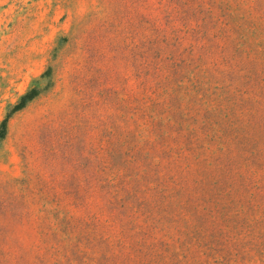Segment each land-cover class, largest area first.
Wrapping results in <instances>:
<instances>
[{
    "label": "rangeland",
    "instance_id": "rangeland-1",
    "mask_svg": "<svg viewBox=\"0 0 264 264\" xmlns=\"http://www.w3.org/2000/svg\"><path fill=\"white\" fill-rule=\"evenodd\" d=\"M32 87L0 264H264V0H0V122Z\"/></svg>",
    "mask_w": 264,
    "mask_h": 264
},
{
    "label": "trees",
    "instance_id": "trees-1",
    "mask_svg": "<svg viewBox=\"0 0 264 264\" xmlns=\"http://www.w3.org/2000/svg\"><path fill=\"white\" fill-rule=\"evenodd\" d=\"M48 69L46 70L45 74L48 73ZM38 95V90L36 87H32L25 91L23 94L20 95L18 100L10 107V109L7 111L6 115L0 122V140L4 138L6 133V126L8 119L11 117V115L21 109H23L27 103H29L31 100H33Z\"/></svg>",
    "mask_w": 264,
    "mask_h": 264
}]
</instances>
